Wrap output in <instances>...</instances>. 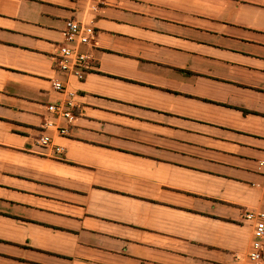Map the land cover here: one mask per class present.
<instances>
[{"label":"crops","instance_id":"obj_1","mask_svg":"<svg viewBox=\"0 0 264 264\" xmlns=\"http://www.w3.org/2000/svg\"><path fill=\"white\" fill-rule=\"evenodd\" d=\"M85 8L0 0V264H249L264 0ZM72 18L96 30L83 81L52 61ZM53 79L76 92V117L43 147L46 107L65 100Z\"/></svg>","mask_w":264,"mask_h":264},{"label":"built area","instance_id":"obj_2","mask_svg":"<svg viewBox=\"0 0 264 264\" xmlns=\"http://www.w3.org/2000/svg\"><path fill=\"white\" fill-rule=\"evenodd\" d=\"M78 4H85L88 12H98L105 4V0H76ZM85 8V9H86ZM96 30L92 23L72 18L67 21L64 31V42L58 46L52 61L57 71L67 74L69 77L83 81L89 71L90 56L82 50L84 46H92L95 40ZM55 91L65 95V100L47 105L46 117L42 125L44 133L38 140V144L46 147L52 144L49 131L66 136L69 127L75 120L77 108L76 92L69 90L60 79L52 80ZM57 153H62L61 147H56ZM246 222L254 225V240L249 251V264H261L264 259V212L250 211L244 216Z\"/></svg>","mask_w":264,"mask_h":264}]
</instances>
